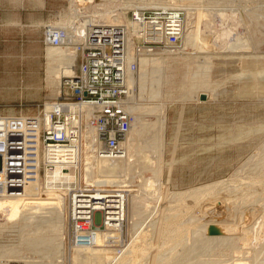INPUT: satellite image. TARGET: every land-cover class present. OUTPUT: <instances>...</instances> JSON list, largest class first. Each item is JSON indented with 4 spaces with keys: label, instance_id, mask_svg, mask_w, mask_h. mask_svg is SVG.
<instances>
[{
    "label": "rangeland",
    "instance_id": "rangeland-1",
    "mask_svg": "<svg viewBox=\"0 0 264 264\" xmlns=\"http://www.w3.org/2000/svg\"><path fill=\"white\" fill-rule=\"evenodd\" d=\"M120 1L123 2V0ZM208 1L209 0L206 2ZM179 2L182 7H188L190 9L187 11L188 13L192 11V8L195 9L196 15L194 21L197 23L195 25L198 26L196 27L198 33H184L183 40L189 42L203 41L209 39L211 34L212 39L218 34L219 38H215L217 40L219 39L217 43L220 44L218 45L219 47L216 48L206 44L204 46L185 49L182 45H185L186 42L183 41L181 47L174 52L165 50L162 54L145 56L151 59V62L145 69L146 76H144L146 78L144 77V80L146 81L143 86L139 79V62V69L137 73H135L138 74L136 75L138 79L136 78L131 98L139 108L137 111L138 115L135 112V116L137 115V118L140 117V122L148 121V123H151L156 121L158 123L152 124L146 128L144 133L141 134V137L136 136L135 147H138L142 152L137 160L132 161L129 168H125V170H128L124 172V174H127V176H123L125 178L117 177L115 173H109L110 171L106 169L88 172L85 178L86 184L94 178L97 179L101 177L104 180L111 178L110 181H113V183L106 186L92 185L85 189L90 191L100 189L101 194L109 198H118L117 201H120L122 197H116V192H113L112 189H128L132 197L141 195V198L137 200L139 216L137 215L131 221L126 218L127 220L124 222L122 238H118L117 242H112V244L117 245L115 247L118 248V250L108 255H112L111 257L116 256L117 263H119L120 260L117 258H119L131 245L134 235L137 237L138 233L151 230V223L156 222L155 219L158 217H160L157 219L158 221L162 219V217L164 218L169 207L179 210L176 221L174 220L173 226L170 227L171 231L168 228L157 240H148L147 244L144 243L145 249L143 248L139 252V260L142 259L140 262L150 264L153 262L151 261L153 251L159 249L162 251L161 247L163 245L160 243H170L174 230L176 231L181 225L185 227L190 222L197 221V218H193V220L191 218L196 217L195 215H190L193 210V214L197 212V215L199 211H202L199 210V208L203 210L207 209L209 203L215 200L214 197L216 199L222 198L223 195L230 192L229 190H231L232 187L235 189L238 186L239 190L251 187L252 190H254L253 188H255L256 190H254L255 192L253 191L254 194L251 196L252 198L248 197L247 202L246 199H243L245 201L239 199L240 201L234 202L236 203L234 207H232L233 203L231 204L232 206L228 204L223 205L222 212L227 210L225 213L229 214V212H236L239 210L241 213L240 216L246 214L249 223H252L251 225L257 228L256 235L255 237L252 236L251 244L249 243L250 245L248 247L244 246L243 243L238 244L244 251H231L230 246L226 248V245H221L219 242L217 243L215 239L218 238V240L221 241L219 239L221 234H218L219 237L214 235L211 236L212 238L209 237V239L205 236L208 241L213 239V241L217 243H215L217 246L219 244L218 247L214 245L211 248L212 250L210 249L209 251L207 249L209 246L206 244L208 242L206 238L204 236H201V238L197 237L196 235L199 234H197V232L194 233V229L190 231L189 235H187V233V236H184L186 240L184 239V241H182V248L189 247L191 241L195 242V238L196 240L197 238L201 239V243L198 242V240L195 243H191L190 248L194 249V251L196 249L198 255L195 253L196 251L193 252L192 250V253L195 254H193L194 256L192 255L193 257L191 256L192 260L189 257L190 259L188 260H191V263L188 261V264H209L210 261H217L218 259H221L220 261L223 260L225 263L227 262L226 264H235L236 260L239 261L238 259H242V262L247 260L246 264H260L264 262V225H261V222L264 221V168H262L264 166V74H262L264 73V0H214L213 2L210 0L209 3L202 0H179ZM67 7L68 0H0V111L5 115L43 116L44 112H46V103L56 101L62 93V89L63 95L71 96V92L68 91L67 85H65L66 81L71 78L70 74L63 73L59 76H49V61L46 57V49L48 46L44 43V30L42 29L48 22L54 25L55 22L59 20L58 17L61 18L62 15L65 14ZM38 8L49 10V20H42L41 22L32 21L33 17L32 15L29 17L28 13L35 12ZM196 10L204 13H211L212 11L214 14H217V12L218 14L225 12L229 16L223 15V17H227L224 21L216 24L212 30L205 31L206 29L201 28V24H203L207 17L204 15L200 17L199 15L198 18L197 14L200 12L197 13ZM184 13H186V11H184ZM20 14L24 22L19 19L18 15ZM127 16H130V13L127 14ZM186 18L185 14V21L187 22L188 18ZM232 23L235 24L232 26ZM257 25L260 27H257ZM220 39L224 43L221 42L222 46ZM230 44L232 46H230ZM225 46H227V48H225ZM152 59H155L157 62L164 65V67L157 68ZM207 68H209V72L206 73L205 71ZM207 75H209V79L214 83L213 91H201L204 96H200V99L193 98L192 96H194L195 91L198 89L193 83L203 81L204 77ZM155 79L158 81L159 79H161L160 81L163 80L161 82L163 85H161L162 88L160 89L162 92L158 97L152 96L153 88L151 82H155ZM191 94L192 96H190ZM158 105L163 106L164 111L162 113L149 110L146 111V108L150 109ZM149 120L152 121L150 122ZM159 120L164 121L165 124V131L163 134L160 131ZM148 139L151 140L149 141ZM156 139L159 140V143L160 140H162V149H155L158 144V142L156 145L154 144ZM147 146L150 148H146ZM156 151L157 153L162 152V155L158 156L159 153H155L154 155L153 152ZM5 155V153L0 154L2 167H5L7 164ZM100 157L101 156H98L95 152L92 159L94 162L98 163L96 158ZM258 157H260L262 161L259 158V162H255ZM121 158L124 159L125 156ZM144 164L145 167H143ZM257 164H260V166L258 167ZM159 165L162 169L160 185L156 180L157 177L155 178L154 176V169ZM106 166L108 167L109 165L106 164ZM152 168L153 170H151ZM36 178H38V180H36ZM42 178L43 176L39 177L35 175L30 179V193L28 194V198L43 197L44 193L41 192L39 187ZM222 180L226 181V183L219 185L214 191L212 190L213 192L211 191V194H205L204 200V197L201 198L200 196V198L194 202H177V200H174L171 196L177 191H187V189L190 190L193 189V187L196 188L202 185L214 184ZM249 181L255 182L253 183L254 185ZM257 181L261 182H259L260 185L256 183ZM117 182L119 184L118 186L115 185ZM228 183H231V187ZM86 184H84L83 187H85ZM225 184H227L230 189H228ZM245 184L248 186L246 187ZM241 185H245V188L241 187L240 189L239 186ZM146 188H150L151 190L149 189L148 191ZM233 188L232 190H234ZM78 189H81V185L78 186ZM142 190H146L147 192ZM262 190L263 193L260 192ZM150 192L151 195L149 194ZM57 193H59V191H57ZM214 193L216 195H214ZM13 196L14 195L3 196L2 198H11ZM114 201L116 202V200ZM237 203H240V205ZM174 204H176V207ZM241 204H243L244 207ZM252 204L253 208L251 209L250 207ZM227 205L229 207H226ZM245 205L247 206L246 210L244 209ZM254 205H258L257 208ZM70 208H73L72 202L63 207V216L66 217L68 215V209ZM106 208L107 207H103L101 210L95 211L91 226L92 229L106 230L107 227L106 224H104L105 215H107L105 211ZM248 208L251 210H248ZM162 210L164 212H162ZM181 211H183V213H181ZM251 212L252 216H250ZM217 215L216 213L214 217ZM211 216L213 220H211ZM211 216L208 219L211 222L207 221L205 223L206 230L215 224V222L218 223V226L224 223L222 220L225 218L219 219V216H217L215 217L217 221L216 219L214 220L213 215ZM47 218L49 220V216L40 219L37 218L38 220L36 221L32 219L33 222L32 220L30 221V226V223L24 220L17 221L16 223L6 222L4 213L1 212L0 224H5L3 227L4 229L2 228L1 230L0 227V248L3 247L2 250H5L7 247L16 246L15 250L6 253V257L3 258L2 261L15 260V262H10L11 264H17V261H19L20 264H47L48 262L53 264H70L69 259L75 258L79 252L77 244L74 245L70 243L72 227L70 222L68 224V216L66 220V229L62 226V223L55 222V225L61 230L60 233H56L54 230H50L49 227H46L45 222ZM41 219L43 221L39 222ZM112 219L113 218L110 217L107 223ZM37 222H39V224ZM40 223L43 225H40ZM25 224L26 228L23 227ZM37 224L38 226L40 225L39 229H43L41 232L42 234H35V230L38 229ZM262 224H264V222ZM48 225H50V222ZM206 225H209V227ZM260 227L263 228L262 231H258ZM257 233L260 235L258 238L256 237ZM166 235L169 236L167 237ZM191 235L192 237H196L192 239ZM37 236H45L48 240H46L44 244H41V241L35 240ZM162 238H167L168 240L166 239L165 241V239ZM61 240L64 241V244L60 246L57 243L60 244ZM158 242L160 243L158 244ZM211 242H208V244ZM187 243L189 244L187 245ZM148 244L151 245V247L148 246ZM172 244L173 242L169 245L166 244V247H170ZM193 245L195 248L191 247ZM197 245H200V247L206 246V249L202 247L205 252L201 251L203 253L199 254L200 247ZM147 246L149 248H147ZM158 246L159 249H157ZM37 247H39V249ZM51 247L53 248L50 250L49 248ZM120 247H122L123 250L125 248L122 253V248L120 249ZM154 247H156V249ZM166 247L162 248L165 249ZM254 247L257 248L254 249ZM179 248L182 249L181 246H179ZM55 251L56 253H54ZM248 251L252 253L250 252L251 254H248ZM206 252L208 253L206 254ZM48 253L55 254L57 259ZM142 254L145 256L143 257ZM243 254L246 258H243ZM247 255H249V258ZM141 256L142 258H140ZM209 257H213V259ZM208 258L209 260H207ZM21 260H24V262L22 261V263ZM116 260L112 264H117ZM55 261L56 263H54ZM108 262L109 261H107V263Z\"/></svg>",
    "mask_w": 264,
    "mask_h": 264
},
{
    "label": "bare ground",
    "instance_id": "bare-ground-1",
    "mask_svg": "<svg viewBox=\"0 0 264 264\" xmlns=\"http://www.w3.org/2000/svg\"><path fill=\"white\" fill-rule=\"evenodd\" d=\"M202 1L206 2L207 0H202ZM213 1L211 0V2H213ZM209 2H210V0L208 2H206V3H209ZM72 3H73V0H68V7H67V9L65 11V14L62 15L61 18L58 17L59 20L55 22V24H54L55 26H58V25L69 26L72 23L71 15H72V11L74 9V5H72ZM140 7H164L165 9H169V10H172V11H174V10H176V11L183 10V13H184V11H186V13H184V32L182 33V36H181V45H182L183 41L186 42L185 45H182L183 48H185V49H188L189 47L194 48L196 46H204L206 44H209L210 46H214V47L218 48L219 47L218 45H220V44H217L219 39L218 40L216 39L218 37V34H217V36L214 35L216 37V38L214 37V39H212V34H211V37L209 39L203 40V41L189 42V41L183 40V34L184 33H198L196 31V27H198V26L195 25L197 23L194 21V17L196 15V13L194 11L195 9L192 8L191 9L192 11L191 12L189 11V13H188L187 11L190 10V9L188 7H182L181 3L179 2V0H123V2L120 1V0H103L100 5L95 6V9H96V11L99 12V14L103 18H105V19H107L109 21H113V22H127L130 25H132L134 22L130 19V16H127V11L125 9L140 8ZM114 8L117 9V12H115V14H114V11H115ZM196 12L199 13L200 11L196 10ZM185 14H186V17L188 18V19L186 18L187 22L185 21ZM113 15H116V16L112 17ZM199 15H200V17H202L203 15L205 17H207V18H205V21L202 20L204 22H203V24H201V28L206 29L205 31L212 30V28L216 24L221 23L222 21H224L227 18L226 16H229L225 12H222L220 14H218V12H217V14H214L212 11H211V13L200 12L199 14H197L198 18H199ZM223 15H226V16H224L225 18L223 17ZM234 24L235 23H232V26ZM258 26L259 25H257V27ZM42 29H43V27H42ZM84 33H85V29H84L83 26H78V27L74 28L73 37H72L73 44L70 47L53 46V45H50V44H45L46 46H48L47 49H46V57H47V60L49 61V76H51V77L59 76V75H61L63 73L70 74L71 77L76 75L77 67L79 65V53L77 51L76 43L81 42L83 40ZM221 42H222V40L220 41V43ZM222 43H221V46H222ZM133 46L134 45L132 43H130V45H129L130 53H131V57L129 58V62L130 63L132 62V59H133L132 57H134ZM230 46H232V45L230 44ZM180 47L175 48V49L159 48L153 54L140 55V56L136 57V60H135L136 63H137V68L136 69H132L131 66L128 67V72H127V75H126V77L124 79V82H125V84H126V86L128 88V92H127V94L124 97H122V100L124 102L126 110L132 116V122H131L129 131L126 133V135L122 139L120 150L117 151V152L105 151L104 148H103V144L99 141L95 125L93 124V118H94L95 110H96L95 106H93V105H91L89 103H78V102H74V101L61 104L62 107H64L66 113L79 112V111L83 112L84 122L81 125V129H82V136H83L84 139H83V142H82V145H81V149L78 152V156H77L78 163L75 165V167H65V166L63 167V165H57L54 169H49V170L47 169L46 171L40 172L39 174H37V176H39V177L43 176V178L40 180V183H39L40 190H41L42 193H44L42 198H28V194L30 193V181H31L30 179H29V183H27L26 185L22 186L20 194H8V193L1 194L0 195V213L1 212L4 213L6 222L16 223L17 221H20V220L23 221L24 220V221H28L30 223V221L32 219H35V221H36V220H38L37 218L40 219V218L49 216V220H48V218H47L46 222L44 220L46 227H49L50 230H54L56 233H60L61 232L60 228L57 227V225H55V224L60 222V223H62V226H64V228L66 229V220H67V216H68V224L70 222L71 223L70 225L72 227V230H71L72 232H71V235H70L71 236L70 237V243H72L74 245L77 244L78 252H79L78 255L75 258L69 259L70 264H112V263L115 262L116 256L115 257L114 256L111 257L112 255H108V254L114 253L115 250L116 251L118 250V248L115 247L117 245L116 244L115 245L112 244V242H117L118 238H122V233H123V227H124L125 220L128 219L129 221H131L138 215L139 211H138L137 200L139 198H141V195L137 196V197H134V196L132 197V195H130V192H129L128 189H119V188L117 190L112 189L113 192H116L115 193V195H117L116 197H122V199H120V201H117L118 198H114V197L113 198H109L108 196L101 194L100 189L91 190V191L88 190V189H85V188H89L92 185L93 186L111 185V183H113V181H110L111 178H107L105 180L102 177L101 178H97V179L94 178L88 184H86L85 178H86V175H87L88 172H95L97 170H103V169H106L107 171H110L109 173H112V172L115 173V175L117 177L125 178L123 176H127V174H124V172L128 171V170H125V168L126 167L129 168V166L132 163V161L133 160H137L139 158V156H140V153L142 152V151L139 150L138 147L137 148L135 147L137 137L138 136L141 137V134L144 133L145 129L148 128L150 125L158 123L156 121L151 122L152 120L151 121L149 120L151 123H148V121L147 122H145V121H143V122L141 121L140 122V120H141V119L139 120L140 117L139 116H138L139 118L136 117L138 115L137 111L139 110V108H138L137 104L134 103L131 100V98H132L133 89H134V85H135L136 78H137L136 75H138V74H135V73H137V71L139 69V62H140L139 79H140V83L143 86L145 84V81H146V80H144L146 78L145 77L146 76L145 75L146 74V72H145L146 70L145 69H146V67L149 66V64L151 62V59L146 58L145 56H153L155 54H162V52L165 51V50H170V51L174 52V51L178 50ZM225 48H227V46H225ZM152 60H153L154 64L157 66V68L164 67V65H162L159 62H157L155 59H152ZM50 63H52L53 65L50 64ZM163 64H164V62H163ZM160 71H161V69H160ZM150 72L153 73L152 71H150ZM205 72L206 73L209 72V68H207ZM262 74H264V73H262ZM160 80L161 79H159V81L156 80L153 83L151 82L152 88H153L152 96H154V97H158L160 95V93L162 92L160 89L162 88L161 85H163V84H161V82L163 80L162 81H160ZM67 81H66L65 85L67 84ZM193 84H194L195 87H198V89L195 91L194 96H192V94L190 96H192L193 98H196V99H200V96H203V92H201V91H209V90L213 91V89H214L213 88L214 87V83L209 79V75L204 77L203 81H201L199 83H193ZM59 97H68V96L67 95H63V89H62V93L60 94ZM56 104H58V102L57 103H55V102L46 103V112H44V117L41 119V121H42L41 123H42L43 127L46 128V127H48L50 125V123H51L50 112L55 109ZM148 110L152 111V112L155 111V112H160V113H162L164 111L163 106H160V105L154 106V107H152L150 109L146 108V111H148ZM135 112L137 114L136 116H135ZM152 112H150V113H152ZM159 117H160V115H159ZM73 125H78V122L75 124V122L73 121ZM159 127H160L161 133L163 134L164 131H165L164 130V128H165L164 121H160L159 120ZM148 140L150 141L151 139H148ZM149 141H147V142H149ZM161 141L162 140H160V143H159V140L156 139V141L154 143L156 145L157 142H158V144L156 145V148H155L156 150L158 148L162 149L163 142H161ZM144 144H146V143H144ZM148 147L149 146H147L146 148H148ZM95 152H96V154H98V156H101L100 157L101 159L100 158H96L98 163L94 162L93 159H92V157H93ZM0 153H2V152L0 151ZM153 153L155 155V153H157V151L153 152ZM5 154H6L5 157L7 158V164H6L5 167L0 168V170L2 172L3 171H7V168H8L9 154H8V152H5ZM47 155H48V152H47L46 148L42 149L41 152H40L39 161L42 162L43 159L45 160ZM159 155H162V152H160L158 154V156ZM122 156H125V158L122 159L121 158ZM259 158L260 157H258V159L255 160V162L258 161ZM261 161H262V159H261ZM99 163H101V164H99ZM263 163H264V160H263ZM106 164H108L109 166L107 167ZM257 165H256V167H257ZM41 166H42V163H41ZM259 166H260V164L258 165V167ZM143 167H145V164H144ZM262 168H264V166ZM112 170H114V171H112ZM151 170H153V168ZM141 171H142V169H141ZM236 171L239 172L238 170H236ZM42 173H44V174H42ZM154 174H155L154 175L155 178L157 177L156 180L158 181V184H159L160 183L161 174H162V169H161L160 165L157 166V168L155 167ZM258 174H259V172H258ZM260 176H261V174H260ZM128 177H130V176H128ZM155 178H154V180H155ZM36 180H38V178H36ZM33 181H35V180H33ZM260 181H262V180H260ZM249 182H251V181H249ZM259 182L257 181L256 183L259 184ZM224 183H226V181H224V180L217 181L214 184L202 185L201 187L198 186L196 188L193 187V189H190V190L187 189V191L186 190L177 191V192H174L173 195H171V196L173 197L174 200H177V202L178 201H180V202L181 201H187V202H192L193 201L194 202L198 198H200V196L202 198V197L205 196V194H208V193L211 194L212 190L214 191L215 188H217L219 185H222ZM251 183L253 184L255 182H251ZM84 184H86L85 187H83ZM228 184L231 187V185H230L231 183H228ZM80 185H81V190L82 191H84V192H87V191L92 192V193H88V194H83V196H87V197L91 196L93 198L103 199L100 202H95V203H102V204H99V205L98 204H96V205L93 204L94 205V209L99 211V210H101V208L107 207L106 208V213L108 214L107 218H105V220H104V224H106V227H107L106 230L103 231L101 229H91L89 231V239H88L87 242H80V241L77 240L79 231H78V228L75 227L76 221L72 219L74 214H75V210H74L75 205H77L76 199H74L75 196H73V192L72 191H74V189L78 190V186H80ZM115 185L118 186L119 185L118 182ZM153 185H154V183H153ZM225 185L227 186V184H225ZM245 185H246V187L248 186L247 184H245ZM245 185L239 186L240 189H241V187H244ZM249 185H250V183H249ZM144 186H145V184H144ZM226 186H225V188H226ZM229 186H227L228 189H230ZM227 188H226V191L228 192ZM232 188H231V190H229L230 191L229 193H227L226 195H223V197L221 196L222 198L216 199L214 197L215 200L211 201V203H209L208 207L206 206L207 209L203 210V209L199 208V210H202V211L201 212L199 211V213L197 215H196V213H197L196 211H195L196 212L195 214H193L194 210L192 212L190 211L192 213V214H190L191 216H193V215L196 216V217H191L192 220H193V218H197V221L195 219H194L195 222H190L189 223V222L186 221L189 224L186 225L185 227L182 226V225H181L182 227L178 226L179 228L177 227L178 229H176V231L175 230L173 231L174 233H173L172 240H171L173 242V244L170 247H166V244L169 245L170 243H172L171 241H170V243L168 242L166 244L165 243L162 244L163 242L162 243L158 242V244L160 243L161 245H163L162 247H166V248L163 249L161 247L162 251H160L159 246H158L157 249H159V250L153 251V255H152L153 257L151 256L152 260L149 258L151 261H153L150 264H188V261H189L188 259L191 258V260H192V257L194 256L193 254H195V253L197 254L196 249H195V251H196L195 252L194 249L190 248V245H191V243H195L197 240H198V242L201 243V241H200L201 240L200 239L201 236H204V237L207 236L208 239H209V237H211V236L217 235V237H219L218 234H221L220 237H219V239L221 241H219L218 238L215 239V241H217V243L219 242L221 245H226V248H227V246H230V250L231 251H236V250L244 251V249L241 248V246H239L238 244L243 243L244 246L248 247L251 244V241H252L251 238H253L252 236L255 237V235H256L257 228H255L254 225H251L252 223L251 224L249 223L246 214L244 216H240L241 213H240L239 210H237L236 212H229V210H228L229 214L225 213L227 210H224V212H222L223 211V205L228 204L230 206L233 203V206L232 205L231 206L234 207L235 204H236L234 202L238 201L239 199H242L241 201H245L243 199H246V202H247L248 197H251L252 194H254V192H255L254 190H256V189L253 188L254 190H252V187H251V188H247V189H243L242 188L241 190H239L238 186L235 189L233 188L234 190H232ZM144 189H145V187H144ZM147 189L148 188H146V190ZM149 189H148V191H149ZM103 190H106V189H103ZM221 190H225V189H221ZM258 190H260V189H258ZM57 191H59V193H57ZM142 191H144V190H142ZM260 192L263 193V190L260 191ZM149 194L151 195V192ZM9 195H14V196L11 197V198H7V197L6 198L5 197L2 198L3 196H9ZM115 195H112V196H115ZM214 195H216V194L214 193ZM71 196H72V198H71ZM171 196H170V198H171ZM102 197H104V198H102ZM204 199H205V197L203 198V200ZM261 199H263V198H261ZM109 200H111V201H109ZM114 200H116V202ZM71 202H72V207L73 208L68 209L69 213L65 217L62 214L63 207L69 205ZM251 202L253 203L252 200H251ZM201 203H202V201H201ZM258 203H260V202H258ZM171 204H173V203H171ZM207 204H208V202H207ZM237 204L240 205V203H237ZM175 205L176 204H174V206ZM228 205L226 207H229ZM241 205L243 206V204H241ZM195 206H196V204H195ZM254 206H256V205H254ZM257 206H256V208H257ZM246 207L247 206L245 205V208H244L245 210H246ZM177 208H178V206H177ZM250 208L251 209L253 208V204L251 205ZM165 209H164V211H165ZM224 209H225V207H224ZM251 209L248 208V210H251ZM254 209H255V207H254ZM164 211L162 210V212H164ZM185 211H186V209H185ZM166 212H167V214L165 215L164 218L162 217V219H160L158 221L157 219L160 218V217H158L157 219H155L156 222L151 223L152 224L151 230L147 229L148 230L147 232H144V233L140 232V233L137 234V237H136V235L133 236L131 245L126 250L124 248L125 252L123 254H121V256L119 258H117V259H120L119 263H117V260H116L117 264H144L145 263V262L144 263L140 262L142 259L139 260V252L144 248V243L147 244L148 240H157L160 236H162L163 233L166 230H168V228L170 229V227L173 226L174 220L176 221V218L178 217L177 214H179V210H177L175 208L171 209L170 207H169V209ZM181 213H183V211H181ZM216 213L218 214L217 216H219V219H221V218L224 219L225 218L224 220H222L224 223L222 222L223 224H221V226H218L217 222H215V224H213L211 227H209V225H206V226L209 227L206 230L205 229V223L207 221H210V220H208L209 217L211 215H213V217H214V215ZM245 213H246V211H245ZM250 214L249 215L252 216V212ZM217 216H215V217H217ZM110 217H112L113 219L110 222L107 223V221L109 220ZM215 217H214V220L216 219ZM210 218H211V220H213L212 216ZM40 221H43V220L41 219V220H39V222ZM32 222H33V220H32ZM39 222H37V223L39 224ZM49 222H50V225H48ZM186 222H185V224H186ZM212 222H214V221H212ZM263 222L264 221L261 222L262 226L264 225V224H262ZM4 224H0L1 230L4 227ZM26 224L23 227H25ZM38 224H37V226H38ZM41 224L42 223H40V225ZM40 225L38 226V229L35 230L36 231L35 234H42L41 232L43 231V229H39ZM30 226H31V223H30ZM260 228L258 229V231H260V230L262 231L263 228H261V229ZM192 229H194V233L197 232V234H199V235L201 233L200 236L196 235L197 237H200V238H197V240H196V238H195L196 236L193 235L194 237H192V235H191L192 239L195 238L194 239L195 242H193V241L190 242L189 241L190 242L189 247L187 246V247L182 248L183 247L182 246L183 245L182 241H184V239L186 238V237L184 238V236L189 235V233H190V231ZM170 231H171V229H170ZM30 234H31V232H30ZM73 234H74V236H73ZM192 234H193V232H192ZM259 234H261V233H259ZM208 235H210V236H208ZM258 236L260 237V235H258V233H257L256 237L258 238ZM189 237H187V238H189ZM215 237H213V238H215ZM162 239H165V238H162ZM166 239H165V241H166ZM35 240H39V241H41V244H44L46 242V240H48V239L45 236L44 237L37 236L35 238ZM119 240H121V239H119ZM206 240H207V238H206ZM253 240H256V239H253ZM161 241H163V240H161ZM211 241L214 242V243H212ZM211 241H208V242H211L212 245H211V243H209V244H208V242L206 243L207 246H209L207 248L209 251L214 245L217 246L216 245L217 243L215 241H213V239ZM51 242H53V241H51ZM57 244L61 246L62 244H64V241L61 240V243L60 244L57 243ZM151 244H152V242H151ZM188 244L189 243H187V245ZM196 244H194V245H196ZM194 245L191 246V247H194ZM148 246L151 247V245H149V244H148ZM148 246H147V248H149ZM179 246H181L182 249H180ZM197 246H196V248H197ZM218 246H219V244H218ZM15 247L16 246L7 247V248H5V250H2L3 247L0 248V264L1 263L2 264H6V263L11 264L10 262H15V260L2 261V259L6 257L5 256L6 253H9L11 250H15ZM39 247H37V248L39 249ZM53 247H51L49 249L51 250ZM122 247H120V249ZM156 247H154V248L156 249ZM198 247H200V245ZM202 247H204V249H206V246H201L200 248H202ZM200 248H199V254L203 253L201 251H204L203 248L202 249H200ZM256 248L254 247V249H256ZM124 250L122 248L121 249V253ZM151 250H150V252H151ZM192 250L195 253H192ZM47 251H48V249H47ZM144 252H145V250H144ZM208 252H206V254ZM250 252L248 254L252 253V252L251 253ZM54 253H56V251ZM48 254L53 255L52 253H48ZM211 255H213V254H211ZM142 256H143V254H142ZM142 256L140 258H142ZM209 256H210V254H209ZM247 256L249 258V255H247ZM49 257H50V255H49ZM49 257H47V258H49ZM53 257L55 259H57L55 257V254L53 255ZM213 257H211V258L213 259ZM244 257L246 258L245 255L243 256V258ZM209 258L207 260H209ZM259 258H260V256H259ZM191 260L189 261L190 263H191ZM220 260L218 259L217 261H215V260L214 261H210L209 264H226L227 263V262L226 263L223 262V260L222 261H220ZM238 260L239 261L236 260L235 264H246V261H247L246 260L245 262H242V259H238ZM22 261L24 262V260H21V262ZM56 261L54 263H56ZM107 261H109V262L107 263ZM201 261H203V260H201ZM17 262H16L17 264H20L19 261H17ZM203 262H205V261H203ZM203 262H201V263H203ZM48 263H51V262H48ZM263 263H260V264H263ZM31 264H33V263H31ZM51 264H53V263H51ZM145 264H149V263H145Z\"/></svg>",
    "mask_w": 264,
    "mask_h": 264
},
{
    "label": "built area",
    "instance_id": "built-area-1",
    "mask_svg": "<svg viewBox=\"0 0 264 264\" xmlns=\"http://www.w3.org/2000/svg\"><path fill=\"white\" fill-rule=\"evenodd\" d=\"M102 1L73 0L69 26H55L49 22L43 26L44 43L64 47L73 44L74 28L84 27L83 40L76 43L79 53L77 73L66 84L71 96L54 101L58 104L50 112L51 123L46 128L41 123L44 115L13 116L0 111V151L9 154L7 171L0 170V195L20 194L22 186L37 173L54 169L57 165L75 167L78 163L77 156L84 139L81 129L83 112L66 113L62 103L74 101L95 106L93 124L99 141L105 151H119L132 122L122 100L128 92L124 82L128 67L136 69L135 60L140 55L153 54L159 48L181 46L183 10L172 11L164 7L125 9L134 22L130 25L103 18L95 9ZM130 43L134 45L131 63ZM73 121L79 126L73 125ZM44 148L48 155L41 162L39 155ZM0 164L2 168L1 158ZM72 192L77 202L72 218L79 231L77 240L87 242L96 211L93 204H102L95 203L102 199L83 196L92 193L90 191L74 189Z\"/></svg>",
    "mask_w": 264,
    "mask_h": 264
},
{
    "label": "crops",
    "instance_id": "crops-1",
    "mask_svg": "<svg viewBox=\"0 0 264 264\" xmlns=\"http://www.w3.org/2000/svg\"><path fill=\"white\" fill-rule=\"evenodd\" d=\"M22 12V11H21ZM21 12H19V13H21ZM32 15V17H33V22L34 21H36V22H41L42 20L43 21H47V20H49V10H47V9H45V8H43V9H40V8H38L35 12H31V13H28V16L30 17ZM19 16V19L22 21V22H24V19H23V17H22V15L20 14V15H18ZM34 18H35V20H34ZM35 22V23H36Z\"/></svg>",
    "mask_w": 264,
    "mask_h": 264
},
{
    "label": "water",
    "instance_id": "water-1",
    "mask_svg": "<svg viewBox=\"0 0 264 264\" xmlns=\"http://www.w3.org/2000/svg\"><path fill=\"white\" fill-rule=\"evenodd\" d=\"M204 96V95H203ZM203 99H205L204 97H202Z\"/></svg>",
    "mask_w": 264,
    "mask_h": 264
}]
</instances>
